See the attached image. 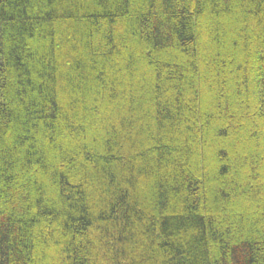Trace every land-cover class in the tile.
<instances>
[{
  "label": "trees",
  "instance_id": "16d2710c",
  "mask_svg": "<svg viewBox=\"0 0 264 264\" xmlns=\"http://www.w3.org/2000/svg\"><path fill=\"white\" fill-rule=\"evenodd\" d=\"M0 264H264V0H0Z\"/></svg>",
  "mask_w": 264,
  "mask_h": 264
}]
</instances>
